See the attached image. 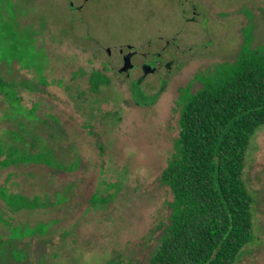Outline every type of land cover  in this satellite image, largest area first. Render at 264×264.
<instances>
[{
  "label": "rangeland",
  "instance_id": "1",
  "mask_svg": "<svg viewBox=\"0 0 264 264\" xmlns=\"http://www.w3.org/2000/svg\"><path fill=\"white\" fill-rule=\"evenodd\" d=\"M188 3L197 21L179 0H92L83 13L68 0H0V264H149L169 223L162 173L183 90L235 61L249 35L264 47V0ZM127 45L137 66L145 52L173 64L146 76L141 105L142 71L118 72ZM95 71L109 79L97 92ZM243 179L254 240L235 264H264V127Z\"/></svg>",
  "mask_w": 264,
  "mask_h": 264
},
{
  "label": "trees",
  "instance_id": "2",
  "mask_svg": "<svg viewBox=\"0 0 264 264\" xmlns=\"http://www.w3.org/2000/svg\"><path fill=\"white\" fill-rule=\"evenodd\" d=\"M251 41L235 61L199 74L198 91L183 90L177 152L162 173L173 195L169 223L149 264H235L254 240V200L243 173L264 127V47ZM108 83L100 71L90 77L94 92Z\"/></svg>",
  "mask_w": 264,
  "mask_h": 264
},
{
  "label": "flooded vegetation",
  "instance_id": "3",
  "mask_svg": "<svg viewBox=\"0 0 264 264\" xmlns=\"http://www.w3.org/2000/svg\"><path fill=\"white\" fill-rule=\"evenodd\" d=\"M92 0H68V5L71 11H77V12H84L86 10V5L88 4V2H90ZM97 1V0H95ZM179 5H180V12L182 13V17L184 18L185 21L187 22H191V21H197L196 20V16L197 15V11L196 8L192 6L191 3H188V0H179ZM190 12V13H189ZM194 14V16H192V14ZM82 18V17H81ZM80 21V20H79ZM129 53H134L131 61L132 64L134 65V68L130 71V72H124V73H120L119 70L124 66V59L125 56L128 55ZM156 55V56H155ZM162 54L160 53H154L152 56H149L148 52H145L142 54V57L144 59L143 63L140 66H137V64H134L133 61L135 60V58L137 56H139V51L137 50V48H135L132 45H127L126 49L125 47H121L119 49V56L121 57L122 61H123V66L118 70V72L121 75H126L127 77H130L131 74L133 72H139L142 71V73H144V66L145 65H151V68L154 69L153 72L150 71V73L148 75H154L160 72H166L168 70H171L172 68V61L167 62L166 59L162 56ZM148 61V62H147ZM135 62V61H134ZM149 70H151L149 68ZM103 74V73H102ZM104 75V74H103ZM136 103L138 105L144 104L142 103L141 99L137 100ZM151 103V102H150Z\"/></svg>",
  "mask_w": 264,
  "mask_h": 264
},
{
  "label": "water",
  "instance_id": "4",
  "mask_svg": "<svg viewBox=\"0 0 264 264\" xmlns=\"http://www.w3.org/2000/svg\"><path fill=\"white\" fill-rule=\"evenodd\" d=\"M134 53H129L128 55L125 56L124 59V66L119 70L120 73H124V72H130L133 68L134 65L132 64V57H133ZM149 68L151 70H149ZM151 72L154 71V69L151 68V65H145L144 66V73L143 75L138 78L135 82H133V94L136 100L140 99V86L141 83L144 81V79L146 78V76Z\"/></svg>",
  "mask_w": 264,
  "mask_h": 264
}]
</instances>
